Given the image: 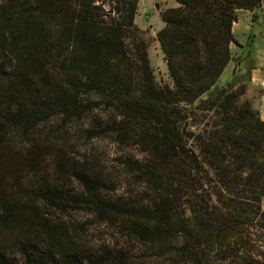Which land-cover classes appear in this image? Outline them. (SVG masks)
Instances as JSON below:
<instances>
[{
	"label": "trees",
	"instance_id": "1",
	"mask_svg": "<svg viewBox=\"0 0 264 264\" xmlns=\"http://www.w3.org/2000/svg\"><path fill=\"white\" fill-rule=\"evenodd\" d=\"M173 1L158 32L169 70L165 85L156 79L136 23L139 0L0 5V264H82L80 252L70 246L69 228L48 219L46 208L115 213L86 174L78 175L87 194L78 200L61 185L24 184L27 171L44 161L38 127L54 115L81 117L103 103L122 116L116 123L120 138H142L156 159L130 166L166 191L151 207L121 209L136 239L155 243L181 235L178 251L185 261L211 264L227 229L240 227L246 216L264 221V209H248L241 200L229 204L225 218L216 217L207 192L211 180L228 192L241 185L243 200L264 195V120L249 100H241L245 85H219L233 60L231 46L238 43L233 32L238 11H252L256 18L264 0ZM58 54L60 77L47 69L48 57ZM204 122L198 132L190 129ZM11 132L23 144L28 140L27 147L14 146ZM191 168L200 186L198 199L186 203L173 188Z\"/></svg>",
	"mask_w": 264,
	"mask_h": 264
},
{
	"label": "rangeland",
	"instance_id": "2",
	"mask_svg": "<svg viewBox=\"0 0 264 264\" xmlns=\"http://www.w3.org/2000/svg\"><path fill=\"white\" fill-rule=\"evenodd\" d=\"M3 3L4 0H0V5ZM173 3V0H139L136 15L156 79L162 85L169 81V70L158 32L166 24L163 11ZM253 15L254 12L244 9L238 11V24L235 26L238 43L231 46L233 60L223 72L219 85L225 86L233 81L235 88L245 85L246 92L241 100H249L252 110L258 111L264 120V1L258 16L253 18ZM57 56L59 54L48 57L47 69L60 77V58ZM121 119L118 111L103 103L84 112L81 117L65 119L62 115H54L43 122L35 138L40 143L44 161L27 171L24 184L30 188L61 185L66 195L78 200L87 195L78 175L86 174L109 205H113L115 213L106 214L81 206L46 208L48 219L69 228L70 246L80 252L82 264H191L179 255L178 247L183 242L181 235L151 243L139 241L129 231L128 216L123 211L126 208L151 207L166 191L155 187L147 176L130 166V163L152 165L156 159L142 138H120L116 123ZM214 119L217 117L211 120ZM196 120L193 118L190 123L193 125ZM192 125L190 129L198 132L205 122ZM18 137V133L11 132L12 144L27 147L29 141L24 140L23 144ZM190 173L188 177L180 176L173 188L175 195L186 203L198 199L195 193L200 186L195 168H191ZM44 178L46 182L42 180ZM209 182L207 192L218 212L216 217L220 219L232 210L230 203L240 200L249 203L248 209H264L263 194L252 193L253 196L243 200L240 198L241 185H235L233 192H228L211 180ZM218 247L210 255L211 264H251L252 260L258 261L255 264H264V221L260 215L244 217L240 227L225 231Z\"/></svg>",
	"mask_w": 264,
	"mask_h": 264
},
{
	"label": "crops",
	"instance_id": "3",
	"mask_svg": "<svg viewBox=\"0 0 264 264\" xmlns=\"http://www.w3.org/2000/svg\"><path fill=\"white\" fill-rule=\"evenodd\" d=\"M247 11H249V10H247ZM250 13H252L251 11H249ZM236 24H238V22L236 21L235 23H234V25H233V32H234V34H235V37L237 38V39H239L238 38V36L236 35V28H235V26H236ZM263 106H264V96H263Z\"/></svg>",
	"mask_w": 264,
	"mask_h": 264
}]
</instances>
